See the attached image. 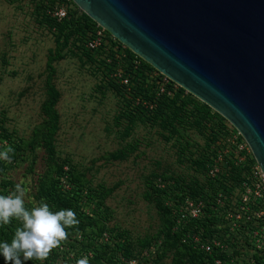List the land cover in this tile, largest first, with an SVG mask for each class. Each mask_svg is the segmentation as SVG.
I'll list each match as a JSON object with an SVG mask.
<instances>
[{"label":"rangeland","instance_id":"1","mask_svg":"<svg viewBox=\"0 0 264 264\" xmlns=\"http://www.w3.org/2000/svg\"><path fill=\"white\" fill-rule=\"evenodd\" d=\"M47 7L46 14L51 9ZM38 19L35 2L0 0L2 151L27 141L42 119L46 62L55 43L52 31ZM63 54L53 61L51 79L60 93L56 149L59 159L65 161L64 169L73 167L84 173L85 189L91 190L93 198V192L113 188L102 212L107 225L132 244L140 264H172L171 252L154 261L161 239L150 247L139 244L144 239L153 241L164 221L153 200L147 198L151 192L149 183L164 173L187 183L203 181L205 175L194 163L197 156L205 154V135L190 125L188 117L179 128L180 134L170 137L158 123L136 116L131 119L132 115L125 113L129 111L125 110L122 96L79 51L72 48ZM125 149L128 153L123 159L111 158L112 153ZM22 154L27 156L26 152ZM41 155L39 149L36 173L42 169ZM26 165L27 162L11 165L6 172L8 181L27 190L25 202L32 200L31 180L35 178L26 174ZM143 250L148 251V256L143 255Z\"/></svg>","mask_w":264,"mask_h":264},{"label":"trees","instance_id":"2","mask_svg":"<svg viewBox=\"0 0 264 264\" xmlns=\"http://www.w3.org/2000/svg\"><path fill=\"white\" fill-rule=\"evenodd\" d=\"M30 1L35 2V12L39 16V23H45L46 27L52 31L55 47L50 50L46 62L48 72L44 85L45 98L40 106L41 122L33 128L27 141L22 142L14 149V152L9 153L12 158L11 163L0 160V195L7 196L15 191L16 185L11 180L8 181L6 176L11 165L27 162L25 172L27 175H34L35 178L31 180L34 190L31 194L32 200L25 202L26 209L31 210L41 203H47L53 212L62 208H71L76 213L79 224L66 229L67 241L61 242L62 248L59 246L53 249L47 259L42 262L41 260H28L23 264H77L78 260L83 259L82 255L85 252H91V257L87 258L88 264H118L120 255L127 258H138L134 254L132 244L123 234L107 225L104 212H102V209L106 208L105 199L112 193L113 188L99 193L93 192L94 199L89 194L91 190L87 192L85 189L87 181L84 173L78 172L73 167L64 169L65 161H61L57 155L56 135L59 130L60 117L56 105L60 93L51 79L54 72L53 61L62 58L63 53L72 51V48L79 51L96 71L102 73L110 88L122 96L126 104L125 110L129 111L124 112L130 113L131 119L136 116L148 122L158 123L162 129L167 131V137H170L172 134H180L179 128L188 117L191 119L190 125L206 137L205 153L212 141L219 135H224L226 128L230 125L227 122L224 123L225 119L222 116L191 94L186 93L181 87L173 88L174 83L171 81L166 86L165 92L157 95V81L162 75L113 39L106 31L104 45L95 50L86 49L84 42L93 34L96 23L85 13L80 12L71 0ZM56 5H64L66 8V15L60 20L45 12L47 6L52 10V7ZM114 45H118L120 49L118 59L115 57L117 52L112 50ZM117 67H120L123 74L129 77L127 86L116 83L110 76ZM154 73L158 75L154 77ZM167 91H171V94L167 95ZM1 138L3 136H0ZM128 147L132 148L130 145ZM2 148L3 146H0V151ZM39 149L42 151L40 156L42 169L36 173L35 164L39 158ZM126 151V149L116 151L111 154V158L123 159L128 153ZM22 152H26L27 156L24 157ZM205 158L206 154H201L195 158V163L193 162L204 175ZM154 178L173 181L174 190L159 189L153 180L149 183L151 192L148 193L147 198L153 200L164 221L158 235L152 238L153 241L144 239L139 244L143 246L142 248L150 247L155 244L156 239H161L158 252H156V260H154L156 262L165 253L171 252L172 264H212L211 256L203 254L190 244L182 243L181 233L172 232L173 219L170 209L165 206L164 202L167 198L172 201L181 200L185 195L211 199V195L218 187H225L223 181L220 179L213 182L205 176L203 181L194 180L193 183H187L183 179L174 178L166 173ZM229 178L234 180L232 174ZM207 189H209L208 192ZM217 222L215 218L194 220L186 229L191 232L203 230L204 237H211L220 232ZM22 226V223L15 218L8 225H0V243H11L16 229ZM103 233L108 234L106 242L101 240ZM231 245L227 253L214 252L212 256L222 259L225 263L230 261L231 264H244L236 259V255L239 254L237 245L233 242ZM0 264H6L2 253H0Z\"/></svg>","mask_w":264,"mask_h":264},{"label":"water","instance_id":"3","mask_svg":"<svg viewBox=\"0 0 264 264\" xmlns=\"http://www.w3.org/2000/svg\"><path fill=\"white\" fill-rule=\"evenodd\" d=\"M222 116L264 174V0H71Z\"/></svg>","mask_w":264,"mask_h":264},{"label":"built area","instance_id":"4","mask_svg":"<svg viewBox=\"0 0 264 264\" xmlns=\"http://www.w3.org/2000/svg\"><path fill=\"white\" fill-rule=\"evenodd\" d=\"M48 14L60 20L66 15V8L64 5H56L48 11ZM105 42V30L96 24L93 34L84 42V47L95 50ZM112 50L117 52L115 57L120 58L118 45H114ZM107 61L110 62L109 59ZM157 75V73L153 74L154 77ZM110 76L116 83L124 86L129 84V77L123 74L120 67H117ZM170 81L162 75L157 81V95L165 92ZM176 87L179 86L174 83L173 88ZM166 93L170 95L171 91ZM205 154L206 178L213 182L221 179L225 187H218L211 195V199L190 195L175 201L167 198L164 204L171 212L172 232L181 233L182 243L190 244L203 254L211 256L212 264H231L230 261L225 263L212 255L214 252L227 253L232 247V242L239 250V254L236 255L239 263L264 264V174L262 170L246 141L231 125L226 128L224 135H219L212 141ZM231 174L234 180L229 178ZM154 183L159 189L174 190L173 181L157 178ZM206 218L217 219L218 228H220L217 235L204 237L203 230L191 232L186 229L192 221ZM101 240L108 241V234L103 233ZM142 253L148 256L147 250H143ZM89 257L91 252H85L82 255V258ZM21 259L23 260L22 255ZM26 262L28 261L23 263ZM118 264H139V259L120 255Z\"/></svg>","mask_w":264,"mask_h":264},{"label":"clouds","instance_id":"5","mask_svg":"<svg viewBox=\"0 0 264 264\" xmlns=\"http://www.w3.org/2000/svg\"><path fill=\"white\" fill-rule=\"evenodd\" d=\"M12 152L14 149L11 147L0 151V160L11 163L9 153ZM26 194L27 190L17 184L11 194L0 195V225L10 224L13 218L23 225L16 229L11 243H0V253L3 254L6 264L47 259L53 249L59 247L61 242L67 241L66 229L79 224L76 213L71 208L53 212L47 203H41L31 210L26 209ZM77 264H88L87 258L78 260Z\"/></svg>","mask_w":264,"mask_h":264}]
</instances>
